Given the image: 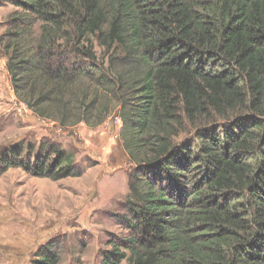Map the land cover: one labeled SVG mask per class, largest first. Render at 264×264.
<instances>
[{"label":"trees","instance_id":"1","mask_svg":"<svg viewBox=\"0 0 264 264\" xmlns=\"http://www.w3.org/2000/svg\"><path fill=\"white\" fill-rule=\"evenodd\" d=\"M10 2L0 56L16 102L61 128L118 110L136 162L128 236L100 264H264V0ZM11 168L81 175L53 144L9 145ZM34 257L61 264L50 243Z\"/></svg>","mask_w":264,"mask_h":264},{"label":"rangeland","instance_id":"2","mask_svg":"<svg viewBox=\"0 0 264 264\" xmlns=\"http://www.w3.org/2000/svg\"><path fill=\"white\" fill-rule=\"evenodd\" d=\"M10 1L0 0V35L15 11ZM96 54L100 58L101 50ZM15 99L0 56V152L9 145L37 150L53 144L73 158V172L81 175L55 181L19 168L0 175V264H32L49 243L61 264H100L108 243L128 236L127 185L136 173V162L123 148L118 110L99 126L61 128ZM53 174L63 176L60 170Z\"/></svg>","mask_w":264,"mask_h":264}]
</instances>
